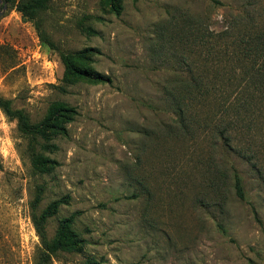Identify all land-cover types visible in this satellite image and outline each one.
I'll return each mask as SVG.
<instances>
[{
    "label": "rangeland",
    "instance_id": "374dc122",
    "mask_svg": "<svg viewBox=\"0 0 264 264\" xmlns=\"http://www.w3.org/2000/svg\"><path fill=\"white\" fill-rule=\"evenodd\" d=\"M5 5L0 264H264V85L224 137L212 99L182 122L166 92L189 69L213 80L229 24L264 41V0H50L36 21ZM72 215L80 248L43 258L36 224L52 241Z\"/></svg>",
    "mask_w": 264,
    "mask_h": 264
},
{
    "label": "trees",
    "instance_id": "16d2710c",
    "mask_svg": "<svg viewBox=\"0 0 264 264\" xmlns=\"http://www.w3.org/2000/svg\"><path fill=\"white\" fill-rule=\"evenodd\" d=\"M50 0H6L8 3H16V10L22 14V17L26 21H36L37 15L40 10L46 8L47 3ZM234 28L229 24L227 29L222 33L217 34V38L220 39L218 47L215 51V60L212 65L213 80L207 82L202 79H198L193 70L189 69L186 73V80H178L176 85L166 87V92L173 97L172 108L178 114L182 122H187V112L191 110V105L196 103L197 105H204L207 100L212 99L216 108L215 112L219 114V120L217 126L222 127L227 123L228 126L234 125L235 120L242 115V112L247 108L246 98L249 88L253 89V92H259V88L264 84L261 83V79H264V67H258L256 65L248 66V59L251 54L254 55V59L259 56L263 50L264 41L261 40V36L256 37V40L251 42L247 38L244 31L238 34L232 33ZM7 46L0 45V51L5 50ZM207 53V55H212ZM68 73L73 76H84L94 81H108L109 79L99 73L87 71L80 67L74 66V63L67 64ZM253 84L251 85V83ZM181 93V98L175 96V92ZM7 112L19 118L26 127H30V124L19 111L10 112L8 106L5 105ZM74 109H70L68 106L61 104L59 109L53 114L55 117L65 116L67 113H74ZM232 115V121H226L227 116ZM185 123H183L184 125ZM188 126L187 124L184 125ZM183 126V127H184ZM38 131L37 128H35ZM40 134H44L43 131H38ZM225 128L219 131V136L224 137ZM225 142H230L231 137L226 136ZM235 188L237 194L243 198V189L241 185V179L235 174ZM58 203H54L43 216V219L53 215L56 212ZM75 220V215L62 220L58 229L57 237L49 241L43 228L36 224L38 234L42 242V257L48 258L49 255L56 253L58 250L74 251L80 248L81 242L79 236L74 231L72 225Z\"/></svg>",
    "mask_w": 264,
    "mask_h": 264
},
{
    "label": "water",
    "instance_id": "95a60500",
    "mask_svg": "<svg viewBox=\"0 0 264 264\" xmlns=\"http://www.w3.org/2000/svg\"><path fill=\"white\" fill-rule=\"evenodd\" d=\"M3 0H0V3L2 2ZM6 9V5H5V7L1 10L0 9V16L2 15V13L4 12V10Z\"/></svg>",
    "mask_w": 264,
    "mask_h": 264
}]
</instances>
